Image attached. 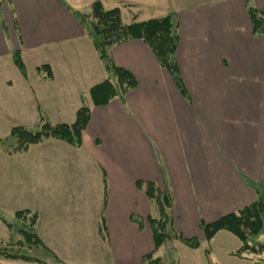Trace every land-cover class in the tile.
<instances>
[{"label":"crops","instance_id":"obj_1","mask_svg":"<svg viewBox=\"0 0 264 264\" xmlns=\"http://www.w3.org/2000/svg\"><path fill=\"white\" fill-rule=\"evenodd\" d=\"M95 1L119 9L125 26L175 15L186 97L136 39L107 48L135 89L123 94L111 79L105 105L108 88L90 97L107 74L73 12L87 14ZM246 2L264 10V0H0V140L14 127L35 131L42 117L70 125L81 105L89 109L79 148L54 139L20 153L0 147L6 220L36 213L40 249L64 264H141L164 248L153 249L146 220L158 212L137 187L152 182L172 199L174 229L199 242L174 241L175 252L200 264H255L232 256L241 247L232 234L207 242L200 228L255 202L248 182L264 184V34L253 35ZM42 65L52 79L37 74ZM0 235H10L1 221ZM218 240L227 247L214 259L207 246Z\"/></svg>","mask_w":264,"mask_h":264},{"label":"trees","instance_id":"obj_2","mask_svg":"<svg viewBox=\"0 0 264 264\" xmlns=\"http://www.w3.org/2000/svg\"><path fill=\"white\" fill-rule=\"evenodd\" d=\"M246 5L253 35L264 34V10L254 9L248 5V2H246ZM73 15L90 38L107 74V79L102 84L90 90V97L93 100L96 96L103 95L104 88H108L109 92L103 95V105L115 95V91H111V79L116 81V84L120 87V92L123 94L135 89L136 81L133 76L129 72L115 66L112 58L107 53L108 47L132 39L141 40L149 48L158 66L169 74L177 91L181 96H187L175 61L179 34L173 13H169L159 19H151L125 26L121 22L119 9L105 10L99 1H95L90 5L89 13L73 12ZM13 63L19 72L25 76V68L18 52L13 53ZM36 72L43 79H52V72L48 65L37 67ZM88 121L89 109L83 104L77 110L72 124L53 125L42 117L35 131L27 130L24 127L12 128L8 138L0 140V147H6L5 152L8 154L20 153L25 152L29 146L36 145L44 139H54L74 148H79L82 144V133ZM7 142L9 143L7 144ZM248 183L256 195L255 202L238 213L227 214L212 223L201 222L200 228L207 242L219 231H226L232 234L241 243V247L232 256L237 258H243V255L262 256L255 264H264V243L255 241L264 234V184ZM137 187L155 205L158 212L157 218L148 216L146 220L151 230L154 251L172 240H177L190 249L198 248L199 242L197 239L183 238L174 229L170 216L172 199L169 193L162 191L152 182H137ZM37 218L36 213L23 210L15 212L12 222H8L0 212V221L9 231L15 229L17 236L15 240H12L10 236L9 241L11 239L13 242L10 243L11 246L9 248V244H5L2 249L0 248V257L2 259L41 263L38 259L21 252V248L24 246L46 249L37 236ZM133 221L140 227L139 222ZM14 247H16V250L13 249ZM53 257L59 262L56 256L53 255ZM141 264H159V258H154L153 253H149L142 258Z\"/></svg>","mask_w":264,"mask_h":264},{"label":"rangeland","instance_id":"obj_3","mask_svg":"<svg viewBox=\"0 0 264 264\" xmlns=\"http://www.w3.org/2000/svg\"><path fill=\"white\" fill-rule=\"evenodd\" d=\"M9 231V230H8ZM9 233L11 235L8 236L7 241H3V239H0V248L2 249L5 244H9L8 248L11 246L10 243H12V240H15L17 238L16 236V231L15 229H12L11 231H9ZM10 236L12 237V240L9 238ZM0 238H2V236L0 235ZM174 241L177 242V240H172L169 242H166L164 244V248L162 250H160L157 254V257L159 258V264H200V260L198 258H193V260L190 259V257L186 256L185 251H182L183 249H181V247L178 248V250L175 252V245H174ZM255 241L259 242V243H264V234L261 235L258 239H256ZM218 242V244H217ZM216 245V247H215ZM202 246L205 248L206 246V242L203 241L202 242ZM208 249L213 251V256L215 259V256L220 257L222 254V251H224L225 247H227V245H223L221 240L218 241H214V243L211 245L207 246ZM14 250H16V247L13 248ZM21 252H23L24 254L36 258L39 261H41L40 264H64L63 262L59 261L57 262L54 258H51L48 256V254L46 252H44L43 250H41L40 248H28L26 246H24L23 248H21ZM199 254V253H198ZM250 257L254 260V261H259V259L262 256H255V255H250ZM0 264H39V263H26L23 261H9V260H4L2 259V257H0ZM227 264V263H226Z\"/></svg>","mask_w":264,"mask_h":264}]
</instances>
